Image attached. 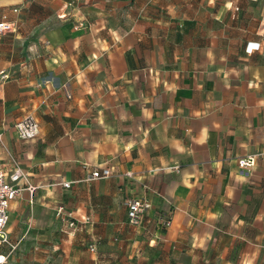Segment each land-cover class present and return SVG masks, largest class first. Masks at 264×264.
I'll return each instance as SVG.
<instances>
[{
    "label": "crops",
    "instance_id": "obj_1",
    "mask_svg": "<svg viewBox=\"0 0 264 264\" xmlns=\"http://www.w3.org/2000/svg\"><path fill=\"white\" fill-rule=\"evenodd\" d=\"M0 3L5 264H264V0Z\"/></svg>",
    "mask_w": 264,
    "mask_h": 264
},
{
    "label": "built area",
    "instance_id": "obj_2",
    "mask_svg": "<svg viewBox=\"0 0 264 264\" xmlns=\"http://www.w3.org/2000/svg\"><path fill=\"white\" fill-rule=\"evenodd\" d=\"M1 1V0H0ZM12 27L11 22L8 20L7 16L2 10L0 3V33L10 31ZM7 74L1 70L0 78H6ZM14 130L20 140H32L39 134V123L32 115H27L23 119L17 121L14 125ZM1 140V135H0ZM254 159L252 156L247 158H242L238 161L240 167H248L253 165ZM13 167L9 173H6L3 168L0 167V245L7 244L12 248L9 243V239L6 233V226L9 221V206L12 200H14L22 189V184H28L30 188L29 180L27 174L22 170V168L12 159ZM177 168V167H176ZM111 175L110 168H102L93 170L87 177V181L95 180L98 178H104ZM125 176L128 178L132 177L131 172H125ZM61 185L65 188L70 187V182L64 181ZM145 190H149L147 184L143 185ZM128 206V217L129 223L136 225L140 222L143 211L148 206V202L145 200L129 199L127 201ZM163 223L165 227L171 225V217H163ZM73 222H69V226H73ZM89 250L91 252L95 251V245H89ZM7 255L0 251V264H5Z\"/></svg>",
    "mask_w": 264,
    "mask_h": 264
},
{
    "label": "rangeland",
    "instance_id": "obj_3",
    "mask_svg": "<svg viewBox=\"0 0 264 264\" xmlns=\"http://www.w3.org/2000/svg\"><path fill=\"white\" fill-rule=\"evenodd\" d=\"M7 159H8V162H9L11 168L13 167L12 159H14L15 162L20 166V161H19L15 156H14V157L9 156V158H7ZM10 167H9V168H10ZM20 167H21V166H20ZM9 168H8L7 170H5L6 173L8 172ZM21 186H22V185H21ZM6 228H7V226H6ZM9 248H10V247H9L6 243L0 245V251H2V252H8V251H9ZM88 249H89V248H88Z\"/></svg>",
    "mask_w": 264,
    "mask_h": 264
}]
</instances>
